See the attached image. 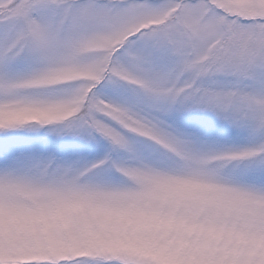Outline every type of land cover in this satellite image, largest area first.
I'll use <instances>...</instances> for the list:
<instances>
[{"label": "snow or ice", "instance_id": "6c2138e0", "mask_svg": "<svg viewBox=\"0 0 264 264\" xmlns=\"http://www.w3.org/2000/svg\"><path fill=\"white\" fill-rule=\"evenodd\" d=\"M156 170L264 214V0H0V264H147L75 205Z\"/></svg>", "mask_w": 264, "mask_h": 264}, {"label": "clouds", "instance_id": "9594fccd", "mask_svg": "<svg viewBox=\"0 0 264 264\" xmlns=\"http://www.w3.org/2000/svg\"><path fill=\"white\" fill-rule=\"evenodd\" d=\"M75 207L107 242L147 264H228L253 240L264 246V214L215 183L165 170L132 187H84Z\"/></svg>", "mask_w": 264, "mask_h": 264}]
</instances>
